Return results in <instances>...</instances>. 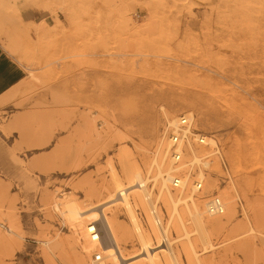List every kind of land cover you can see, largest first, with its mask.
Returning a JSON list of instances; mask_svg holds the SVG:
<instances>
[{
    "label": "rangeland",
    "instance_id": "374dc122",
    "mask_svg": "<svg viewBox=\"0 0 264 264\" xmlns=\"http://www.w3.org/2000/svg\"><path fill=\"white\" fill-rule=\"evenodd\" d=\"M0 47L23 70L0 99V264H46L45 254L52 264L80 254L86 264L94 250L119 251L126 261L139 253L135 238L114 247L99 231V245L91 243L77 227L82 219L68 221L60 203L71 199L91 211L83 220L100 205L132 233L121 205L114 213L105 203L107 183L121 176L126 154L146 174L142 163L154 143L137 136L152 116L160 141L161 107L180 101L175 116L190 112L193 129L216 143L203 171L215 186L196 196L205 203L215 193L227 204L219 216L199 208L205 251L186 221L200 263L264 264V0H0ZM196 108L208 126L197 123ZM152 185L150 200L165 225ZM244 212L258 214L260 234L240 237L248 229ZM173 245L187 264L184 246Z\"/></svg>",
    "mask_w": 264,
    "mask_h": 264
},
{
    "label": "bare ground",
    "instance_id": "6f19581e",
    "mask_svg": "<svg viewBox=\"0 0 264 264\" xmlns=\"http://www.w3.org/2000/svg\"><path fill=\"white\" fill-rule=\"evenodd\" d=\"M29 4L36 10H49V7H46L45 5H40L31 2ZM14 11H16V9ZM16 14L18 17L19 15L17 11ZM40 25H44V23H40L38 25L37 30L40 28ZM17 29L16 31H18ZM47 31L48 29L45 32ZM17 33L20 35L22 34V36H24V34H28V31L19 30ZM180 102H172L168 104L167 110L161 107V111L164 118V125L162 129V134L159 137L160 141L155 142V139H153L154 129L156 128L155 121L153 120L152 116H150V119L147 117L148 122L147 124H145L146 129L144 128V131L147 135H145V133L143 135L142 133H140V135L137 136L139 137V141H141L144 145L145 143H150L151 141H153L154 143V151L152 157L150 158L149 162L144 161V163H142L147 168L146 174L142 176L140 173V165H137V162L134 161L133 158L127 159V154L125 155V151H123L121 153V158H118V160L122 162V159L125 155L124 162L121 163V173H119L125 179V183L121 182L123 179L120 178L121 176L119 177L118 175H116V173L112 176V184L108 185L107 183L108 188L105 187L109 191L105 203H107V205L116 206V208L114 209V213H116L117 209L121 205L125 213L126 219L131 225L132 233H130L128 227L124 225V223L117 222L114 217L111 219H107L99 210L101 208L100 205H97L95 208H92L94 211H97L95 218H92V220H83L86 214L90 213L91 211L86 213L84 209L82 210L81 207L71 199L64 200L62 203H60L61 200L59 201V203L61 204L60 213L64 218H67L68 221L82 219L79 223H77V227L83 229L84 231H86L87 227L90 224L95 223L99 231H101L102 234L104 233V237H106V240L114 247H116L117 242L125 244L131 243L132 246V241H134L135 238V244H137L139 248V253H131L130 255H128V257L125 258L126 261H124V259H122V257L119 255V251H114L111 254L104 255L102 250H97L101 252L103 254V257L107 260L106 263L104 261L101 264H126L127 262H130L132 264H180V259L178 258L176 252L172 247L174 243L179 242H181V244L184 246V255L186 258V263L201 264L197 256L198 254L194 249V245L190 240L192 232H190L191 230L188 231L186 229V221L188 222V220L191 221L195 228L198 229V237L200 238L204 246L203 250L205 251L208 246H210L208 245V234L205 230L207 226L202 222L199 210L200 206H202L204 202L202 203L203 200H200V197L196 196L197 193L194 181L190 180L189 172H191L192 167L194 165L199 164L198 161L201 155L208 156L209 165L210 156L215 154V147H213L214 151H212L209 148H202L196 145H192V143L188 139V134L190 132L185 129V131H183V137L186 136L187 138L185 141H181L180 143H178L175 149L176 152L181 155L182 161H180L179 163L174 162V158L170 154L171 143L170 138L168 136V130L171 131L176 128L179 121L178 117L182 114L191 121L192 127L194 120L193 115L190 112L183 113L182 111L179 116H175V114L180 111L184 105H182V102ZM196 109L198 111L197 123L201 126H208V119L204 117L205 114L203 115L202 109ZM142 131L143 130H141L140 132ZM131 132H126L128 138H131ZM145 136L147 137V139L151 137L152 140H150V142H148L147 140H143L144 138H146ZM205 136L204 139L208 143V145L216 144L213 140L214 138L207 135ZM227 151L229 155V149ZM205 175L206 174L201 171L196 174V183L203 182V188L201 190L202 192L200 193H207L210 188L215 186V181L210 180ZM175 180L179 182L178 188L174 189V191H176L177 193L171 192L170 188L168 187V184H173ZM149 181L153 183L152 187L156 186V196L154 195V197H156V199L158 198L161 200L166 210L165 225L160 220L158 213L155 212L156 207L150 200V195L152 194L149 193L150 191L147 190L146 187V184ZM226 205L227 204H224V209L227 210ZM54 206L58 207L57 204H54ZM205 207L206 202L204 203L203 209H205ZM57 211L59 212V210ZM207 211L208 210L206 209L202 210V213L205 212L207 213V216H213L208 214L209 211ZM251 217L244 212V220L247 223L248 229L239 232L238 234L240 235V237L249 235L251 233L260 234L259 230L255 228L257 224L254 225V222L258 223V214L256 212H252ZM169 229L172 232L174 238L173 241L169 238ZM86 235L88 238L89 236L87 231ZM99 242L100 232L99 241L97 243L98 245ZM160 249H164V252H159ZM43 257L46 264L53 263L52 260L49 259L46 254ZM70 264H84V261L81 255L78 254L73 257Z\"/></svg>",
    "mask_w": 264,
    "mask_h": 264
},
{
    "label": "built area",
    "instance_id": "2783aa9c",
    "mask_svg": "<svg viewBox=\"0 0 264 264\" xmlns=\"http://www.w3.org/2000/svg\"><path fill=\"white\" fill-rule=\"evenodd\" d=\"M178 119H179V121H178L176 128H174L171 131L168 130V136L170 138V143H171L170 144V154L174 158L175 163H179L180 161H182L181 155H179L175 149H176V146L178 145V143L186 140L187 137L186 136L183 137V131H185V129H187L190 132L188 134V139L190 140L192 145H196V146H199L202 148H209L208 143L204 139L206 136L203 135L202 132H200L196 129H193L192 123L187 117H185L182 114L178 117ZM212 151H214V150L212 149ZM216 152L217 151H215V153ZM198 163L199 164L194 165L192 167L191 172H189V175H190L189 178L191 181H194L196 192H200L203 188V182L196 183V181H197V180H195L196 174L199 171L203 172L206 170V167L208 165V156L207 155H201ZM178 183L179 182L177 180H175L174 183L171 184V187L174 189H177L178 185H179ZM205 209L209 211V212L208 211L207 212L210 215H213V216L214 215H221L224 211V204H223L222 199L217 194L213 193L212 195L207 197ZM86 231L88 233V236H89L88 238H89L90 242L98 243V241H99V229L97 228L95 223L90 224L87 227ZM103 262H104V257L102 255V253L97 251V250H94L90 254L89 259L86 262V264H101Z\"/></svg>",
    "mask_w": 264,
    "mask_h": 264
},
{
    "label": "crops",
    "instance_id": "0c3cea01",
    "mask_svg": "<svg viewBox=\"0 0 264 264\" xmlns=\"http://www.w3.org/2000/svg\"><path fill=\"white\" fill-rule=\"evenodd\" d=\"M22 79V68L0 47V99Z\"/></svg>",
    "mask_w": 264,
    "mask_h": 264
}]
</instances>
